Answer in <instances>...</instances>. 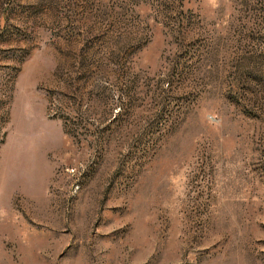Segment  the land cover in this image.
<instances>
[{
	"label": "rangeland",
	"instance_id": "1",
	"mask_svg": "<svg viewBox=\"0 0 264 264\" xmlns=\"http://www.w3.org/2000/svg\"><path fill=\"white\" fill-rule=\"evenodd\" d=\"M0 264H264V0H0Z\"/></svg>",
	"mask_w": 264,
	"mask_h": 264
}]
</instances>
